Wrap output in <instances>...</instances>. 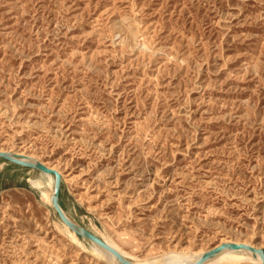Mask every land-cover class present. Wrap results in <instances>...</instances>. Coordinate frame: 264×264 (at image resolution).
Segmentation results:
<instances>
[{
    "label": "rangeland",
    "instance_id": "rangeland-1",
    "mask_svg": "<svg viewBox=\"0 0 264 264\" xmlns=\"http://www.w3.org/2000/svg\"><path fill=\"white\" fill-rule=\"evenodd\" d=\"M0 151L131 261L264 249V0H0ZM3 159L0 264L120 263Z\"/></svg>",
    "mask_w": 264,
    "mask_h": 264
},
{
    "label": "water",
    "instance_id": "water-1",
    "mask_svg": "<svg viewBox=\"0 0 264 264\" xmlns=\"http://www.w3.org/2000/svg\"><path fill=\"white\" fill-rule=\"evenodd\" d=\"M0 157L8 161L14 162L16 164L29 167V168H35L47 174L53 175L55 178V181H54V194L52 196V202L59 216L63 220V222L70 229H72L77 235L87 238L97 243L98 245L102 246L103 248L111 251L117 257L118 261L121 264H134L130 259L126 258L120 251H118L116 248H114L108 242H106V240H104L103 238L95 234L94 232L90 231L85 226L74 222L72 219L68 217V215L64 211L63 203L60 198L62 179H61V173L58 169L43 163V161L33 159L27 155L19 154L15 151H0ZM225 248H232V249L244 248V249H248L252 251L254 254L259 253L262 259V263L264 264V249L257 248L252 244L243 243V242L242 243L221 242L219 244H216L212 248L204 252L192 264H202L204 261H206L210 257H213L214 255H216L217 253H219L221 250Z\"/></svg>",
    "mask_w": 264,
    "mask_h": 264
},
{
    "label": "bare ground",
    "instance_id": "bare-ground-1",
    "mask_svg": "<svg viewBox=\"0 0 264 264\" xmlns=\"http://www.w3.org/2000/svg\"><path fill=\"white\" fill-rule=\"evenodd\" d=\"M138 23V22H137ZM19 154H24L23 152H18L15 151ZM31 157V156H30ZM43 163H45L43 161ZM46 164V163H45ZM54 167V166H52ZM55 168V167H54ZM51 198L53 195H49ZM67 226V225H66ZM67 228H69L67 226ZM69 234L76 240L79 241V238L77 237L76 233L72 230V229H68ZM102 238V237H101ZM106 240V242H108L111 246H113L114 248H116L118 251H120L125 257H126V253L124 251H122L116 244H114L113 242ZM75 241V240H74ZM95 243V242H94ZM241 243V242H240ZM245 243V242H244ZM97 246V248H95V252L101 257V256H106L108 259L113 260L114 262L118 263V259L117 257L109 250L103 248L102 246L98 245L97 243H95ZM83 247V246H82ZM84 248V247H83ZM212 248V247H210ZM210 248L204 249L202 251L199 252H194V253H190V254H180V253H174L172 254L167 260L164 261V264H172L174 262L177 261L178 255H183V264H192L195 260H197V258H199L204 252H206L207 250H209ZM83 250V249H82ZM85 250V249H84ZM237 250H244V251H249L251 253H242V252H238ZM177 251V250H176ZM168 253V252H167ZM166 254V253H165ZM257 254L252 253V251L248 250V249H244V248H240V249H232V248H225L223 250H221L219 253H217L216 255H214L213 257H210L209 259H207L206 261H204L202 264H210L212 262H217V261H222L224 262V264L233 262V261H243V260H247V261H251V262H255L258 264H263L262 263V259L261 257ZM129 257V256H128ZM101 260V259H100ZM134 264H140L137 261H132ZM121 264V263H118ZM144 264V263H142ZM146 264V263H145ZM149 264V263H148ZM215 264V263H214Z\"/></svg>",
    "mask_w": 264,
    "mask_h": 264
},
{
    "label": "trees",
    "instance_id": "trees-1",
    "mask_svg": "<svg viewBox=\"0 0 264 264\" xmlns=\"http://www.w3.org/2000/svg\"><path fill=\"white\" fill-rule=\"evenodd\" d=\"M3 160H6V159H3ZM12 163H14V162H12ZM14 164L17 165V166H19V167L29 168V167H25V166H22V165H19V164H16V163H14Z\"/></svg>",
    "mask_w": 264,
    "mask_h": 264
}]
</instances>
